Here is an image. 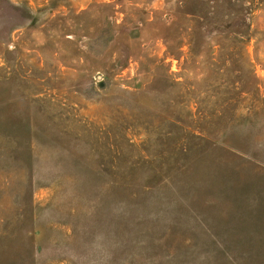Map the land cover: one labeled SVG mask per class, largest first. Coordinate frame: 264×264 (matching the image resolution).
I'll return each mask as SVG.
<instances>
[{"label": "rangeland", "instance_id": "374dc122", "mask_svg": "<svg viewBox=\"0 0 264 264\" xmlns=\"http://www.w3.org/2000/svg\"><path fill=\"white\" fill-rule=\"evenodd\" d=\"M0 264H264V0H0Z\"/></svg>", "mask_w": 264, "mask_h": 264}]
</instances>
